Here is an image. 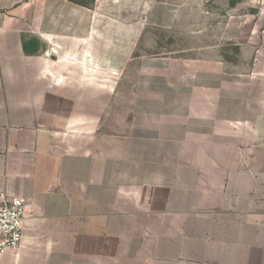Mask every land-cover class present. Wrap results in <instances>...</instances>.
<instances>
[{"label": "crops", "instance_id": "0c3cea01", "mask_svg": "<svg viewBox=\"0 0 264 264\" xmlns=\"http://www.w3.org/2000/svg\"><path fill=\"white\" fill-rule=\"evenodd\" d=\"M138 7L200 44L135 54ZM1 191L0 264H264V0H0Z\"/></svg>", "mask_w": 264, "mask_h": 264}, {"label": "rangeland", "instance_id": "374dc122", "mask_svg": "<svg viewBox=\"0 0 264 264\" xmlns=\"http://www.w3.org/2000/svg\"><path fill=\"white\" fill-rule=\"evenodd\" d=\"M145 11V8L140 7L133 9H107L108 14L122 17V22L116 25L119 28L118 33H120L119 36L123 45L128 43V45L133 46L136 41L138 42L135 54L168 53L177 55L180 51L189 50L193 46L200 44L191 38H185L177 28L168 32L145 28L143 25ZM123 20L127 21V23ZM220 53L227 61L234 62L237 50L231 46L223 45L220 48Z\"/></svg>", "mask_w": 264, "mask_h": 264}, {"label": "built area", "instance_id": "2783aa9c", "mask_svg": "<svg viewBox=\"0 0 264 264\" xmlns=\"http://www.w3.org/2000/svg\"><path fill=\"white\" fill-rule=\"evenodd\" d=\"M263 1V0H261ZM59 47L50 43L44 57L57 55ZM26 201L22 197L0 192V255L20 248L24 231Z\"/></svg>", "mask_w": 264, "mask_h": 264}]
</instances>
